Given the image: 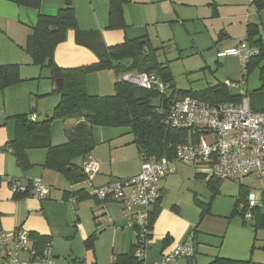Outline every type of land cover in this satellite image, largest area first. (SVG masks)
Wrapping results in <instances>:
<instances>
[{
  "label": "crops",
  "instance_id": "crops-1",
  "mask_svg": "<svg viewBox=\"0 0 264 264\" xmlns=\"http://www.w3.org/2000/svg\"><path fill=\"white\" fill-rule=\"evenodd\" d=\"M66 1L41 0L38 9H32L14 0H0V66H18L20 78V82L0 91V227L7 234L23 230L45 237L50 243L54 264H115L116 257L128 254L134 244L133 227L119 202H99L86 195H90L93 188L139 173V155L132 153L128 158L119 155L121 148L134 145L132 137L128 138L130 130L92 127L94 147L87 159L93 160L98 170L90 182L86 181L82 170V175L78 177H84V180L76 182L48 169L45 166V148L26 152L31 166L23 171L8 149V142L14 137L13 116L32 114L36 120H43L59 101L55 97L41 101L50 96L56 86L43 78L46 73L32 64L24 48L37 16H54ZM123 1L125 28L108 30L109 7L105 0H69L78 29L99 33L107 46L146 36L153 47H164L159 60L167 61L169 66L176 58L199 61L198 57L207 59L206 52L210 56L215 55L214 70L202 64L203 68L212 71L214 82L200 89L182 90L199 91L207 86L232 81L233 76H238L235 70L229 69L226 61L234 56L218 57L217 54L244 40L247 25L259 27L264 48V8L258 9L254 0ZM74 36V31H67L65 40L55 47V64L64 69L94 65L97 62L94 54L77 45ZM169 54H173L174 59ZM261 66H264V61ZM257 74L258 84L251 90L246 88L248 92L259 88V70ZM95 75L98 77V89H90L93 78L88 74L86 91L100 96L112 93L113 78L114 81L116 79L113 71L96 72ZM74 126L72 120L53 121L51 145L64 144L67 130ZM76 163L82 169L83 159ZM170 163L173 173L159 183L160 200L150 230L146 262H155L170 253L184 243L196 228L193 257L190 260L179 259L175 264H211L217 259L264 264V230L255 232L243 226L238 216H232L236 195L228 199L215 195L211 199L212 192L207 183L213 176L206 164L176 160ZM73 177L78 178L74 174ZM38 178L48 188L45 200L38 201L30 196L18 198L11 193L10 183L27 188L32 180ZM244 179L232 180L238 182V188L240 185L250 188ZM84 181L86 183L83 184ZM257 195L263 199L264 191ZM196 201L203 204L210 202L205 216L201 217ZM139 209L135 207L133 211ZM92 235L96 238L93 250L89 251L84 246V240ZM17 258L20 262L31 260L29 253L24 252L19 253ZM0 264H4L1 257Z\"/></svg>",
  "mask_w": 264,
  "mask_h": 264
},
{
  "label": "trees",
  "instance_id": "trees-1",
  "mask_svg": "<svg viewBox=\"0 0 264 264\" xmlns=\"http://www.w3.org/2000/svg\"><path fill=\"white\" fill-rule=\"evenodd\" d=\"M105 1L109 7L107 29H124L123 5L125 2L123 0ZM14 2L26 8L38 9L41 0H14ZM254 3L258 9L264 8V0H254ZM69 30L74 31V40L77 45L87 48L94 54L97 59L94 65L64 69L55 64L54 49L65 40ZM243 41L247 46L256 48L259 53L246 62V74L244 76L242 74L240 80L224 81L199 91L182 90L176 88L168 62L159 60L160 53L164 49L163 46L153 47L146 36L126 39L120 44L107 46L99 33L82 32L78 29L74 9L67 0L54 16L41 14L37 16L24 48V52L32 64L46 73L43 78L50 80L55 86V82L61 80V89L54 90L59 101L43 120H36L32 114L13 116L14 137L8 142V149L16 158L18 167L24 171L31 166L26 152L30 149L45 148L47 150L45 166L48 169L62 174L68 180L80 182L84 180V177L74 178L72 173L82 170L76 161L83 159L84 162L94 147L92 127H124L130 130L132 143L137 147L140 159L146 161L165 159L172 162L176 147L187 143L189 134L187 130L172 129L166 123L168 111L162 110V101L166 97H169V100H181L189 97L210 105L237 104L245 98L253 112L264 113V66H261L264 61V48L259 27L252 24L247 25ZM18 69L16 65L0 66V91L20 82ZM254 69L259 70L260 86L258 89L248 92L245 86L246 79ZM110 70L116 76L112 93L103 96L87 93V75ZM125 74H146L152 79V85L149 89H144L125 82L122 80ZM242 79H245L243 95L237 89L227 85V83H239ZM55 120H73L76 125L72 130H67V140L64 144L52 146L50 129ZM190 139L191 141L195 140L194 137ZM222 181L214 176L208 181L207 187L212 192L211 199L219 193L218 189ZM28 194L26 192L16 197L21 198ZM248 195V188L240 185L233 205L232 216H238L243 226L250 227L255 232L262 231L264 230V200L260 197V202L250 208L247 205ZM86 196L92 197L89 194ZM159 200L153 206L155 209L152 207L153 211L149 210L146 234L148 241ZM195 203L201 209V217L205 216L208 213L210 202L203 204L196 201ZM246 214H249L250 217L246 218ZM133 230L134 244L130 252L118 255L115 264H144L143 261L134 257L138 237H136L134 227ZM195 232L196 228L192 230L193 239ZM95 238L96 236L92 235L84 240L87 250H93ZM29 239L30 247L36 253H40L46 244H50L45 237L37 234L29 233ZM211 264L256 263L217 259Z\"/></svg>",
  "mask_w": 264,
  "mask_h": 264
},
{
  "label": "built area",
  "instance_id": "built-area-1",
  "mask_svg": "<svg viewBox=\"0 0 264 264\" xmlns=\"http://www.w3.org/2000/svg\"><path fill=\"white\" fill-rule=\"evenodd\" d=\"M258 53L256 48H251L245 41L240 40L235 47L221 51L218 56L236 57L244 76L246 62ZM122 80L144 89H149L152 85V79L146 74H125ZM244 80L227 85L243 95ZM166 100L169 102L166 109L168 126L176 130H187L189 134L188 142L176 147L174 160L206 164L212 176L222 180L245 176L264 179V113L253 112L245 98L237 104L220 105H210L189 97L181 100H169L166 97ZM191 137L195 140L191 141ZM97 170V164L93 160H84L82 172L86 181L90 182ZM172 173L173 169L168 160L141 159L140 170L136 176L114 180L105 186L93 188L90 192V196L98 200L116 201L123 206L138 237L134 257L144 264H175L179 259L190 260L194 254L191 233L184 243L176 246L167 255L155 262H146L149 210L159 200L160 181ZM10 191L14 196L27 192L28 196L38 201L45 200L48 196L47 185L39 178L32 180L27 188L15 182L10 183ZM259 200L258 195L250 193L247 198L248 207H254ZM135 207L140 209L133 211ZM245 217L249 218L250 215L246 214ZM22 252L29 253V262H20L17 258ZM0 257L4 264H53L50 244H46L40 253H36L30 247L29 232L18 230L7 234L1 227Z\"/></svg>",
  "mask_w": 264,
  "mask_h": 264
},
{
  "label": "rangeland",
  "instance_id": "rangeland-1",
  "mask_svg": "<svg viewBox=\"0 0 264 264\" xmlns=\"http://www.w3.org/2000/svg\"><path fill=\"white\" fill-rule=\"evenodd\" d=\"M207 59L203 60L201 57H198V60L192 59H174L173 54H169L170 57H173L171 66V73L174 80V83L176 85V88L180 89H200L202 87H205L208 83L214 82L213 74L210 69H215V55L210 56L208 52L205 53ZM229 60V61H228ZM161 61V60H160ZM228 62L229 69L235 70L238 74V76H233L232 81H238L241 79V67L240 62L236 57H231L229 59H226ZM202 64H206L209 68H203ZM220 72V69L218 70V73ZM257 72L258 70H254L251 72L248 76L247 81V87L249 90L252 89L255 85L258 84L257 79ZM45 73V72H44ZM96 72L90 73V78H93L90 81V89H98V77H95ZM88 77V76H87ZM86 77V78H87ZM87 81V80H86ZM113 84H114V78H113ZM88 93V92H87ZM111 93V92H110ZM52 97H55V99H58V95L55 92H52L50 96H45V98H42L41 101H45L48 99H51ZM73 121V120H72ZM75 125L76 122L74 121ZM117 128H124V127H117ZM71 128L70 130H72ZM131 135H129V139H131ZM137 147L135 145H130V147L121 148L119 155L121 158L125 157L128 158L129 155H132V153L137 154ZM180 163H175V165H178ZM245 184H248L250 188H248L249 194H261V192L264 191V180L263 179H255L252 176H246L244 177ZM86 183L85 181L83 184ZM221 187V188H220ZM220 195L217 194L218 197H223L225 199L231 198L232 196H237V190H238V182L234 180H223L220 185ZM217 197V198H218ZM264 199V197H263ZM264 211V209H263ZM238 220V219H237ZM54 264V261H53Z\"/></svg>",
  "mask_w": 264,
  "mask_h": 264
},
{
  "label": "water",
  "instance_id": "water-1",
  "mask_svg": "<svg viewBox=\"0 0 264 264\" xmlns=\"http://www.w3.org/2000/svg\"><path fill=\"white\" fill-rule=\"evenodd\" d=\"M55 84H56L57 91H59L61 89V80H57L55 82ZM168 105H169V102L166 99H163V101H162V110L163 111L166 110L168 108ZM68 170H70V168H68ZM73 174H74L75 177H78V176L82 175V172L80 170H78V171H74Z\"/></svg>",
  "mask_w": 264,
  "mask_h": 264
}]
</instances>
